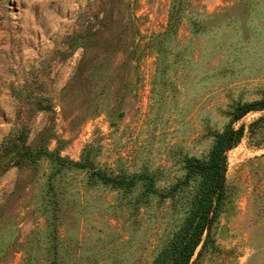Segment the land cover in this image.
<instances>
[{
	"label": "rangeland",
	"instance_id": "1",
	"mask_svg": "<svg viewBox=\"0 0 264 264\" xmlns=\"http://www.w3.org/2000/svg\"><path fill=\"white\" fill-rule=\"evenodd\" d=\"M263 102L264 0H0V264H172L228 125L188 264H264Z\"/></svg>",
	"mask_w": 264,
	"mask_h": 264
},
{
	"label": "trees",
	"instance_id": "2",
	"mask_svg": "<svg viewBox=\"0 0 264 264\" xmlns=\"http://www.w3.org/2000/svg\"><path fill=\"white\" fill-rule=\"evenodd\" d=\"M263 103H252L236 108L234 113V120H239L241 117L251 111L263 110ZM242 128L236 131L230 130L228 125L222 133L214 135V145L209 153L207 160H200L197 158H188L185 160L184 168L186 170L185 181L193 176L202 177V185L199 193L196 194L193 204L192 212L187 219L186 224L182 227L180 232L181 240L175 246L176 256L172 264H188L196 247L199 245L202 235L209 225L216 217V209L221 203L222 187L225 172L223 153L226 149L233 146L240 138ZM10 146L5 144L3 150L6 156L11 153L15 155V163H21L26 155L30 154V148L26 145V135L21 133L17 140H9ZM62 161L60 158H55ZM72 165L82 167L81 164L72 163ZM98 181L103 184L111 185L113 188H120L125 185L122 179L118 177L106 176L100 172L93 174ZM184 181V183H185ZM213 214L212 220L209 219L210 214ZM165 260V258H162ZM161 259V260H162ZM160 258L154 264H159Z\"/></svg>",
	"mask_w": 264,
	"mask_h": 264
}]
</instances>
